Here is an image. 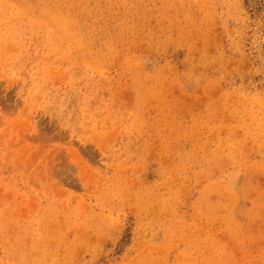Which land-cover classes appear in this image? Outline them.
Returning a JSON list of instances; mask_svg holds the SVG:
<instances>
[{
    "label": "rangeland",
    "instance_id": "rangeland-1",
    "mask_svg": "<svg viewBox=\"0 0 264 264\" xmlns=\"http://www.w3.org/2000/svg\"><path fill=\"white\" fill-rule=\"evenodd\" d=\"M0 264H264V0H0Z\"/></svg>",
    "mask_w": 264,
    "mask_h": 264
},
{
    "label": "bare ground",
    "instance_id": "bare-ground-1",
    "mask_svg": "<svg viewBox=\"0 0 264 264\" xmlns=\"http://www.w3.org/2000/svg\"><path fill=\"white\" fill-rule=\"evenodd\" d=\"M77 151V150H76Z\"/></svg>",
    "mask_w": 264,
    "mask_h": 264
}]
</instances>
